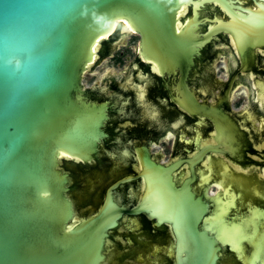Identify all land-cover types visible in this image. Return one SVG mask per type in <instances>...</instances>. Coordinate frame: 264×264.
I'll return each instance as SVG.
<instances>
[{"label": "flooded vegetation", "instance_id": "flooded-vegetation-1", "mask_svg": "<svg viewBox=\"0 0 264 264\" xmlns=\"http://www.w3.org/2000/svg\"><path fill=\"white\" fill-rule=\"evenodd\" d=\"M200 1L179 46L117 28L83 76L102 136L63 167L98 264H264V0Z\"/></svg>", "mask_w": 264, "mask_h": 264}, {"label": "water", "instance_id": "water-1", "mask_svg": "<svg viewBox=\"0 0 264 264\" xmlns=\"http://www.w3.org/2000/svg\"><path fill=\"white\" fill-rule=\"evenodd\" d=\"M190 1L0 0V264H98L97 228L72 224L63 167L88 163L102 136L83 76L117 28L113 45L136 33L144 59L179 46Z\"/></svg>", "mask_w": 264, "mask_h": 264}, {"label": "rangeland", "instance_id": "rangeland-1", "mask_svg": "<svg viewBox=\"0 0 264 264\" xmlns=\"http://www.w3.org/2000/svg\"><path fill=\"white\" fill-rule=\"evenodd\" d=\"M128 40H129V37L127 38V40H126V41L128 42ZM128 44H131V43L129 42ZM83 227H88V228H91V227H90V225H88V224H84V223H83Z\"/></svg>", "mask_w": 264, "mask_h": 264}, {"label": "bare ground", "instance_id": "bare-ground-1", "mask_svg": "<svg viewBox=\"0 0 264 264\" xmlns=\"http://www.w3.org/2000/svg\"><path fill=\"white\" fill-rule=\"evenodd\" d=\"M115 28H116V23H115L114 26L112 27L111 32H112ZM111 32H110V33H111ZM125 37H126V36L123 37V40L125 39Z\"/></svg>", "mask_w": 264, "mask_h": 264}]
</instances>
